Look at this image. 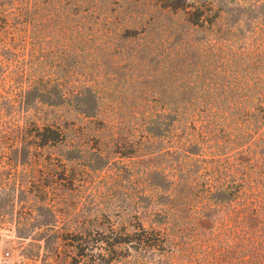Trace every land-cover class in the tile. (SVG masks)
<instances>
[{
    "label": "trees",
    "instance_id": "obj_1",
    "mask_svg": "<svg viewBox=\"0 0 264 264\" xmlns=\"http://www.w3.org/2000/svg\"><path fill=\"white\" fill-rule=\"evenodd\" d=\"M89 1L0 0V219L3 154L28 162L32 149L67 145L70 160L82 135L108 133L146 185L126 222L67 233L68 260L49 251L46 222L22 256L264 264V0H152L122 25ZM46 35L69 40L56 69L18 59L15 39Z\"/></svg>",
    "mask_w": 264,
    "mask_h": 264
},
{
    "label": "rangeland",
    "instance_id": "obj_2",
    "mask_svg": "<svg viewBox=\"0 0 264 264\" xmlns=\"http://www.w3.org/2000/svg\"><path fill=\"white\" fill-rule=\"evenodd\" d=\"M89 3L97 4L102 16L113 9L119 25L129 14L139 21L154 7L152 0H90ZM67 42L68 39L57 35H46L35 39L18 38L13 43L20 61L27 60L30 67L37 69H56L51 58L65 51ZM88 138L81 136L87 145L70 160L72 153L67 145L32 149L28 162H17L14 153L3 154L0 264H35L34 260L24 259L22 253H34L36 238L42 231L38 227L40 222L49 223L51 227L49 251L57 249L58 260L65 261L69 259L71 240L67 233L71 230L92 224L104 227L108 223L105 216L115 220L116 225L129 219L132 201L146 185L144 174L140 176L133 158L109 150L105 145L110 140L108 133H101L98 143ZM21 152L18 154L23 155ZM8 157L11 165H8ZM22 233L29 236H19ZM43 254L41 251V257Z\"/></svg>",
    "mask_w": 264,
    "mask_h": 264
}]
</instances>
